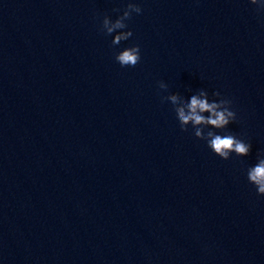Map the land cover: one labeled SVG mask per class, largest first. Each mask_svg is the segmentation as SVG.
Here are the masks:
<instances>
[{"label":"water","instance_id":"water-1","mask_svg":"<svg viewBox=\"0 0 264 264\" xmlns=\"http://www.w3.org/2000/svg\"><path fill=\"white\" fill-rule=\"evenodd\" d=\"M129 3L142 11L113 45L103 19ZM260 4L0 0V264H264V196L247 179L264 159ZM201 91L236 114L205 135L248 156L181 130L175 107Z\"/></svg>","mask_w":264,"mask_h":264},{"label":"clouds","instance_id":"clouds-1","mask_svg":"<svg viewBox=\"0 0 264 264\" xmlns=\"http://www.w3.org/2000/svg\"><path fill=\"white\" fill-rule=\"evenodd\" d=\"M250 2L255 5L258 3V0H250ZM260 8L264 9V4H260ZM141 11L142 9L137 4L129 3L123 15L115 21L110 20L107 16L104 17L102 29L106 31V34L111 35L114 32H119L112 40L113 45H118L121 41L127 40L132 36L131 31L118 30L127 27L125 20L130 18L132 12L139 14ZM115 59L122 67H134L141 59L139 46L135 45L123 49L116 54ZM159 86L162 89L167 87L163 82H160ZM213 95L219 97L220 93L215 92ZM166 99L170 100L173 105H176L178 96L172 94L166 97ZM230 107V100L220 99L219 102H209L208 93L201 91L199 96L192 95L187 105L177 106L174 110L182 131H187L188 126L191 125L195 130V137L206 140L207 146L217 156L227 160L232 153L240 157L248 156L251 151V145L236 138L231 133L220 135L209 130L205 135L204 129H225L236 119V114L230 110ZM204 113H208L209 115L205 116L203 115ZM247 179L249 183L256 187L257 194L264 196V159H258L257 163L247 170Z\"/></svg>","mask_w":264,"mask_h":264}]
</instances>
